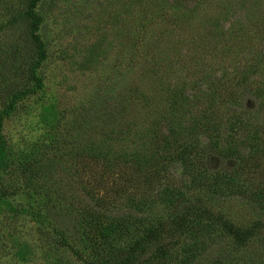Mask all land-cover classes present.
Here are the masks:
<instances>
[{
    "label": "rangeland",
    "instance_id": "1",
    "mask_svg": "<svg viewBox=\"0 0 264 264\" xmlns=\"http://www.w3.org/2000/svg\"><path fill=\"white\" fill-rule=\"evenodd\" d=\"M194 202L258 227L130 264H264V0H0V264H121Z\"/></svg>",
    "mask_w": 264,
    "mask_h": 264
},
{
    "label": "trees",
    "instance_id": "2",
    "mask_svg": "<svg viewBox=\"0 0 264 264\" xmlns=\"http://www.w3.org/2000/svg\"><path fill=\"white\" fill-rule=\"evenodd\" d=\"M33 8V4H27L26 6V10L29 13V15L31 17H35L34 12L32 11ZM42 60V56L38 55L32 68H35L38 63ZM17 96H13V98H15ZM10 103L6 106V109L4 110L5 113L6 111H8L10 109ZM148 187L150 184H146ZM152 185H150L149 189L151 190ZM170 191L167 188L165 190L162 191H158V194H162L164 195V192ZM258 192H261L258 189ZM146 197V196H145ZM141 198L142 200L145 198ZM182 209H187L190 208L191 206H193V209H188L187 212L182 213V215L177 217V222L173 223L172 216L173 213H169L168 220L170 221L169 225L166 226L164 223H156V225L150 229H148L145 233V235L136 240L135 242H133V245L131 246L127 256L125 257V259L123 260V262L121 264H130V262L132 261L133 257L136 255H140L143 254L145 252V248L147 245H158V247L155 245V247L153 249H155V251H158L161 249V241L162 239L166 238V237H173L174 235H176L182 227H184V225L187 223V221L191 218H200L202 220L205 221H214L216 223H218L223 231L229 235L232 238V241L235 244H242L244 243L250 236H252L254 229H256L258 227V222H253L249 227H244V228H236L234 227L231 223L226 222L225 220H223L222 216L219 214H213L210 213L209 211L206 210V208L200 207L199 205H197V202H194L192 204H180ZM187 207V208H186ZM165 225V226H164Z\"/></svg>",
    "mask_w": 264,
    "mask_h": 264
}]
</instances>
